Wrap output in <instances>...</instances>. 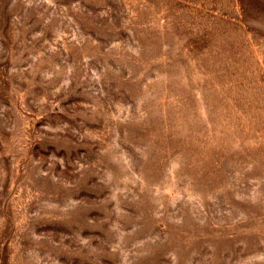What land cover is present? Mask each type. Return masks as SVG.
Masks as SVG:
<instances>
[{
  "label": "rangeland",
  "instance_id": "rangeland-1",
  "mask_svg": "<svg viewBox=\"0 0 264 264\" xmlns=\"http://www.w3.org/2000/svg\"><path fill=\"white\" fill-rule=\"evenodd\" d=\"M0 264H264V0H0Z\"/></svg>",
  "mask_w": 264,
  "mask_h": 264
}]
</instances>
